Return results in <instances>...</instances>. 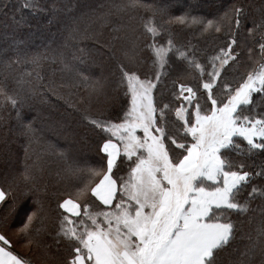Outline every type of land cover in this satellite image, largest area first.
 Wrapping results in <instances>:
<instances>
[{
	"label": "snow or ice",
	"instance_id": "6c2138e0",
	"mask_svg": "<svg viewBox=\"0 0 264 264\" xmlns=\"http://www.w3.org/2000/svg\"><path fill=\"white\" fill-rule=\"evenodd\" d=\"M115 7L123 11L147 6L143 0H127ZM8 8L6 0H0V14L8 16ZM23 9L50 12L49 25L68 21L64 24L68 35L52 50V59L64 70L75 71L91 93L101 95L104 84L79 71L65 51L71 47L69 41L88 36L80 23L89 14L77 13L72 0H52L50 8L41 0H22L12 15L18 26L16 13ZM259 12L260 21L253 20L246 28L256 52L237 38L248 23L243 4L232 5L216 19L189 12L173 16L166 8H154L142 25L147 39L142 44L139 37L130 41L117 61V87L128 100L122 114L115 120L85 116L105 133L99 166L81 168L60 153L74 189L57 203L61 211L56 236L71 249L68 257L59 261L48 256V246L41 241L46 231L42 201L46 189L38 185L35 171L43 168L25 164L19 177L5 174L0 183V264H32L15 250L13 235L42 248L44 264H264V207L252 231L244 233L240 219L246 216L251 222L253 201L257 196L264 199V184L256 183L257 178L264 181V162L250 167L237 158L264 154V7ZM102 15L110 23L111 13ZM174 23L197 26L202 34L225 31L228 42L201 63L173 39L167 26ZM245 49L249 66L233 83L228 70L239 71ZM146 50L150 68L142 72ZM173 57L183 64L180 78L191 75L197 83L178 78L166 95L164 80ZM78 59L71 54V60ZM2 62L6 67L13 63L6 57ZM0 101V111L15 110L28 159L30 147L42 143L33 127L35 118L25 115L28 105L6 86H0ZM20 200H32V210L13 231L12 217ZM238 239L246 243L237 246Z\"/></svg>",
	"mask_w": 264,
	"mask_h": 264
},
{
	"label": "trees",
	"instance_id": "16d2710c",
	"mask_svg": "<svg viewBox=\"0 0 264 264\" xmlns=\"http://www.w3.org/2000/svg\"><path fill=\"white\" fill-rule=\"evenodd\" d=\"M79 1L72 0L77 13L89 14L80 23L82 30L87 28L88 36L86 38L78 36L76 40L69 41L71 47L65 51L69 53V62L79 71L93 79H99L104 84L103 93L98 97L91 93L90 88L85 87L75 71L64 70L62 63L58 60L54 62L52 59V50L62 45L68 35L64 27V24L68 23L67 20H62L60 24L49 25L50 12L23 9L20 13H16V19L21 21L18 26L13 21L12 15L14 9L20 7L22 0H6L9 4L6 10L8 16L0 14V86H6L11 93H18L25 101L28 105L24 109L25 115L28 118H35L33 127L36 129V136L42 141L30 147L28 159H26L27 141L20 134L15 110L0 111V116L3 117L0 119V183L3 182L5 174L9 177H19L25 164L43 168L42 172L35 171L38 185L46 189L42 193L47 216L44 221L46 231L41 241L48 246V256L59 261H64L71 249L65 240L56 236L58 216L61 211L57 208V203L74 190L72 181L65 171V160L60 153H66L68 161L71 162L69 153L73 151L76 160L72 163L81 168L99 166L102 155L99 147L105 133L91 126L85 116L115 120L122 114L121 110L127 105L128 100L123 88L117 87L120 79L117 61L121 58V49L130 41L139 37V42L142 44L147 39L142 25L152 15V10L159 7L166 8L173 16L189 12L191 15L216 19L232 5L243 4L248 23L240 29L237 38L242 44L246 43L258 52L246 28L252 26L253 20L260 21L259 9L264 7V0H143L147 7L120 11L115 6L127 3V0H82V7H79ZM181 2L182 6L179 5ZM41 3L46 8H50L52 0H41ZM106 13H111L108 17L110 23H105L102 14ZM58 15L62 18L64 16L62 12ZM156 19L159 20L160 16L157 15ZM164 19L166 20L167 16ZM223 23L226 26L227 22ZM121 25L123 27H120ZM113 26L120 27V31L114 32ZM167 27L176 43L186 45L201 63H206L209 57L218 52L219 47L228 42L225 31L202 34L197 26L174 23ZM33 32L37 33L38 40H35L34 45L31 46L26 42L31 39ZM114 37L117 38L114 39ZM164 39L166 40L167 36ZM21 40L24 42L20 43ZM56 40L57 46H52ZM105 45L108 46L105 47ZM78 49H83V52ZM72 53L80 59L71 60ZM143 55L147 62L141 66V71L148 72L150 53L146 50ZM5 57L13 61L8 67L2 62ZM33 58H36V62H32ZM17 59L19 63L14 62ZM249 63L245 49V58L239 66V71L229 69L227 78L235 83L233 78L238 79L239 75L247 70ZM182 68V62L173 57L167 69L169 76L164 80L167 86L164 89L166 95L172 82L178 78V82L193 85L197 83L191 75L180 78ZM237 158L244 160L250 167H256L264 162V154L259 151L252 156ZM256 183L260 185L264 184V181L257 178ZM32 205V200L27 202L20 200L17 203V211L12 217L13 228L20 226L22 220L26 218V211L32 210ZM252 206L255 211L251 214L253 217L251 222L246 216L240 217L244 220V233L252 231L259 223L260 208L264 207V199L257 196ZM13 243L17 253L31 259L32 264H44L45 256L42 248L27 245L29 253H24L22 249L26 247L24 240L17 238V241ZM244 243L246 240L238 239L236 245L242 246ZM224 258L227 260L230 257L224 254ZM49 264H54V261H50Z\"/></svg>",
	"mask_w": 264,
	"mask_h": 264
},
{
	"label": "rangeland",
	"instance_id": "374dc122",
	"mask_svg": "<svg viewBox=\"0 0 264 264\" xmlns=\"http://www.w3.org/2000/svg\"><path fill=\"white\" fill-rule=\"evenodd\" d=\"M79 4H80V6L79 7H82V0H80L79 1ZM179 5L180 6H182L183 4H182V2L181 3H179ZM38 35H37V33H35V32H33L32 34H31V39L29 40V41H27L26 43L28 44V45H30L31 44V46H33L34 44H33V42H35V40H38V37H37ZM33 40V41H32ZM57 44V40L56 41H54L53 43H52V46L53 45H56ZM57 46V45H56ZM69 155H70V160H71V162H73V161H75L76 160V157H75V155H74V153H73V151H71L70 153H69ZM74 191V190H73ZM16 228V227H15ZM15 228H13V231L15 230ZM10 235H11V233H10ZM12 239H13V241H17V237L16 236H12ZM23 249V252L24 253H29V249H28V247H27V245H26V247H23L22 248ZM42 264V263H41Z\"/></svg>",
	"mask_w": 264,
	"mask_h": 264
}]
</instances>
